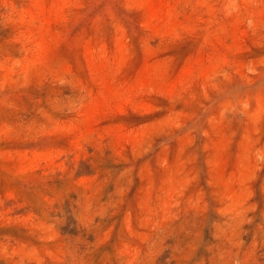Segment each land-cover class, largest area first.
Listing matches in <instances>:
<instances>
[{
	"label": "rangeland",
	"instance_id": "obj_1",
	"mask_svg": "<svg viewBox=\"0 0 264 264\" xmlns=\"http://www.w3.org/2000/svg\"><path fill=\"white\" fill-rule=\"evenodd\" d=\"M0 264H264V0H0Z\"/></svg>",
	"mask_w": 264,
	"mask_h": 264
}]
</instances>
